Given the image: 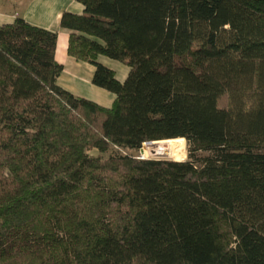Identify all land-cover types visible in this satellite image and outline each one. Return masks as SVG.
Wrapping results in <instances>:
<instances>
[{
	"label": "trees",
	"instance_id": "1",
	"mask_svg": "<svg viewBox=\"0 0 264 264\" xmlns=\"http://www.w3.org/2000/svg\"><path fill=\"white\" fill-rule=\"evenodd\" d=\"M77 1L109 108L56 84L55 31L0 25V264H264V0ZM172 138L188 159L88 153Z\"/></svg>",
	"mask_w": 264,
	"mask_h": 264
},
{
	"label": "crops",
	"instance_id": "2",
	"mask_svg": "<svg viewBox=\"0 0 264 264\" xmlns=\"http://www.w3.org/2000/svg\"><path fill=\"white\" fill-rule=\"evenodd\" d=\"M83 9L84 6L77 0H0V25L12 23L20 17L32 26L55 31L54 59L62 65L56 84L74 96L109 108L115 95L92 83L94 65L68 53L70 31L60 27L63 12L80 15ZM97 61L113 70L118 81L123 82L127 77L129 68L125 64L103 55H98Z\"/></svg>",
	"mask_w": 264,
	"mask_h": 264
},
{
	"label": "rangeland",
	"instance_id": "3",
	"mask_svg": "<svg viewBox=\"0 0 264 264\" xmlns=\"http://www.w3.org/2000/svg\"><path fill=\"white\" fill-rule=\"evenodd\" d=\"M167 140V139H165ZM164 147H168L169 145L167 144H163ZM144 146V143L141 145V147L137 150L133 149H124V148H121V147H116V146H113V147H110L107 151L105 152H99L98 150L96 149H91L88 151L89 155L90 156H99L101 158H107L108 156L110 155H116V154H121V155H131L135 158H138V159H167V160H175L174 157L172 155H170L169 153H166V152H162L160 154H157L153 151L146 154V155H143L141 152H140V149H142V147ZM180 146H181V149H182V156L181 158L178 160V161H182V160H186L188 159V151H187V143H186V140L184 139L182 142H180ZM168 154V156H167ZM170 155V156H169ZM209 155V152H198L196 154L197 157L201 158V157H204V156H207Z\"/></svg>",
	"mask_w": 264,
	"mask_h": 264
},
{
	"label": "bare ground",
	"instance_id": "4",
	"mask_svg": "<svg viewBox=\"0 0 264 264\" xmlns=\"http://www.w3.org/2000/svg\"><path fill=\"white\" fill-rule=\"evenodd\" d=\"M183 140L184 139L182 138H172V139H167V140H162V141L145 142L144 146L142 147V154L146 155L150 152L153 153V151L157 154L166 152L172 155L175 160H179L182 156V149L180 146V142H182ZM163 144H167L169 146L164 147Z\"/></svg>",
	"mask_w": 264,
	"mask_h": 264
},
{
	"label": "water",
	"instance_id": "5",
	"mask_svg": "<svg viewBox=\"0 0 264 264\" xmlns=\"http://www.w3.org/2000/svg\"><path fill=\"white\" fill-rule=\"evenodd\" d=\"M140 152L142 153V149H140Z\"/></svg>",
	"mask_w": 264,
	"mask_h": 264
}]
</instances>
